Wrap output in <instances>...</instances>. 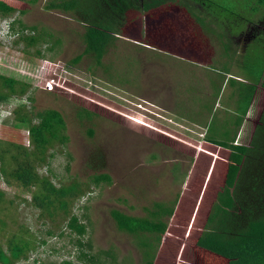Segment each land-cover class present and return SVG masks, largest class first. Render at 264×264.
I'll use <instances>...</instances> for the list:
<instances>
[{
    "label": "rangeland",
    "instance_id": "1",
    "mask_svg": "<svg viewBox=\"0 0 264 264\" xmlns=\"http://www.w3.org/2000/svg\"><path fill=\"white\" fill-rule=\"evenodd\" d=\"M50 1L24 0L25 15L0 17V30L14 19L27 28L22 31L16 24L17 32L11 39L0 35L1 75L25 83L41 58L59 67L52 91L44 90L41 81L48 76L43 75L38 77L41 81H30L23 95L16 93L7 102H0V167L7 174L14 171L17 162L13 156L20 153V159L28 156L24 159L33 165L37 179L45 178L55 188L77 182L81 193L67 200V212L59 210L55 202L40 208L33 194H49L41 183L24 189L15 179L0 173V249L8 255L10 240L28 241L27 258H19L14 264H144L139 245L142 238L153 245L156 264H191L187 247L175 240H155L156 235L120 232L110 212L148 217L155 204L170 207L178 196L190 198L186 185L193 176L208 170L206 163L195 166L198 156L204 157L197 145L204 132L194 134L187 120L176 117L168 98L176 94L180 97V90L186 94L190 85L194 86L195 95L189 94L191 104L177 111L195 116L198 110L193 108V98L199 108H204L201 102L212 104L211 81L220 75L209 70L228 72L257 86L252 118L257 119L264 111V88L257 76L264 72V7L253 13L255 0L244 5H234L231 0H217L208 6L201 0L188 3L203 24L170 1L148 15L130 12L101 65H97L90 56L72 64L84 50V24L71 13L45 9ZM33 27L34 31L28 29ZM31 36L40 41L28 46L22 38ZM27 59L33 64L31 71L26 68ZM18 87L19 83L15 85ZM1 91L7 89L0 82ZM229 92L228 86L222 89L220 104ZM237 93L238 89L230 95ZM233 101L237 108L245 105V100ZM18 107L34 113L59 112L65 122L67 143L52 145L41 161L28 140L27 126L15 121L13 111ZM85 107L93 108L91 117L80 115ZM36 121L33 119L34 124ZM252 127L247 121L242 144L248 145ZM17 146L25 148L26 154ZM104 174L110 177V184L95 186L93 177ZM211 175L215 177V169ZM72 215L85 225L84 236L77 237L66 228ZM181 215L196 224L197 216ZM163 221L169 226L176 222L168 218ZM82 252L86 258L78 260Z\"/></svg>",
    "mask_w": 264,
    "mask_h": 264
},
{
    "label": "trees",
    "instance_id": "2",
    "mask_svg": "<svg viewBox=\"0 0 264 264\" xmlns=\"http://www.w3.org/2000/svg\"><path fill=\"white\" fill-rule=\"evenodd\" d=\"M169 1L186 9L195 22L204 23L201 18L193 14V7L190 5L195 4L194 0H53L45 6V9L71 13L78 22L84 24L82 35L84 50L72 61V64H77L83 56H90L97 65H101L107 49L115 42L116 35H119L118 32L126 23L130 12L140 11L143 15H148L154 13L157 8L169 4ZM231 1L234 5H244L252 0ZM255 1L256 5L251 10L253 13L258 12L259 7H264V0ZM201 2L208 6V3L211 5L210 2L217 0H201ZM25 6L24 0H0V17L14 14L23 16L26 14ZM16 24L20 25L22 31L27 30L20 20L14 19L9 22L12 33L17 32ZM28 29L35 30L34 27ZM22 39L28 46L36 45L40 41L32 36ZM40 55L38 52V56ZM27 61L29 62H26V68L31 71L33 64L31 60L27 59ZM257 76L258 81L263 77L260 85L264 88V72ZM25 78L27 79L25 83H20L11 76L0 74L1 86L7 89V92H0V102H7L10 95L16 93L23 95L29 87L28 83L35 81L33 75H27ZM17 83L19 89L15 88ZM53 83L56 85V80ZM234 83H237V80L228 79L229 86H233ZM246 89L247 93L244 92L241 97V101L245 100L243 107L249 104L255 86L250 85ZM27 100L32 101L30 97ZM22 109L18 107L13 111L15 121L27 126L28 140L34 154L39 155L41 161H43L41 156L52 145L67 143L65 122L59 112L45 110L34 113ZM93 114L92 107H85L80 115L91 117ZM33 119L37 120L35 124ZM260 121V126L249 147L235 146L227 141L214 142V139L206 137L198 148L204 156L201 160L202 165L206 163L208 170L193 176L186 185L190 198L178 196L170 207L155 204L148 217H135L112 210L110 216L117 230L132 236L156 235L155 240L158 241L159 238L164 241L175 240L190 250L191 264H264V111L260 115ZM89 134L92 135V132ZM17 149L26 154L25 148L17 146ZM3 152L5 150H2ZM20 156V153L13 156L14 162H17L14 171L7 174L4 172L5 169L2 170L0 167V173L15 179L24 189L41 183L49 194H33L35 204L43 208L51 207L55 202L59 210L67 212L69 205L67 200L81 193V185L71 182L55 188L49 180L37 179L33 165L24 159L28 156L22 159ZM212 169L216 171L215 177L211 175ZM211 177L212 181H210ZM101 182L110 184V177L104 174L92 179L95 186ZM176 202L177 207H174ZM181 212L190 214L191 217L197 216L196 224L187 222ZM49 215H52V212H49ZM163 218L174 219L176 222L169 226ZM66 228L77 237L86 234L85 225L81 224L75 215L69 218ZM44 243L46 242H42ZM77 245L82 246L79 241ZM139 245L143 249L144 264H156V256L152 252L153 245L142 238ZM88 247L90 248V245ZM29 248L28 241L18 238L10 240L8 255L0 249V264H14L19 258L26 259V251ZM79 256L78 260L86 258L83 252ZM92 260L87 262L92 263ZM61 264L74 263L63 261Z\"/></svg>",
    "mask_w": 264,
    "mask_h": 264
},
{
    "label": "crops",
    "instance_id": "3",
    "mask_svg": "<svg viewBox=\"0 0 264 264\" xmlns=\"http://www.w3.org/2000/svg\"><path fill=\"white\" fill-rule=\"evenodd\" d=\"M146 44L152 47V45H150L149 43ZM152 48H153L152 51L156 50L154 49V47ZM165 54L167 53H163V55ZM200 64L201 63H199V65ZM209 71L220 75L219 78L217 75H215L213 77L214 80L211 81V84L214 88L213 99L212 101H210V103L212 104L206 103L202 105L201 102V106L202 107L204 106V108H199L198 106H196L195 104L196 101L193 98L191 100L193 102V108L198 110L195 116L187 115V114L184 115L181 112H178L177 109L182 108L184 110L188 105L191 104V102L189 101V94L194 96L195 93L193 91L194 86L190 85L191 89L189 88L186 94H184V92L180 90V97L176 94L175 98H168L171 100L172 103L170 107L172 108V110H174L176 117H179L180 120H187L189 122L188 124L192 126L191 130L193 131L194 134H199V132H204V134L202 135L203 140L206 137H210L214 139V142L227 141L229 144L235 146L242 145L249 147L254 139L256 130L261 123L260 121L261 114L258 116L257 119L252 118L254 112L252 106V100L255 95L256 88L252 95L251 100L249 101V104L246 107L242 106L237 108L235 105V101L233 100L236 98V101L242 103L241 97L242 95H244V90L246 89V87L250 86V84L246 83L243 80H239L238 77H235L228 72H224L221 70L218 71V69H214V68ZM228 79H235V80L237 79L238 81L237 83H240L242 86L238 87L237 84H234L233 86H229ZM260 81L259 83L261 84ZM226 86L230 87V92L234 90L236 91L238 89V93L236 96H233L232 94L230 95L229 92L228 98L225 99L224 104H220L222 95L224 94L222 93V89L224 87L226 88ZM178 92L179 91L177 90V93ZM210 99L211 98H208V100ZM227 116L229 117V119ZM247 121L249 122V124H252L253 127H252V134L250 135L249 138L250 139L249 143L248 145H244L240 141L243 139V137L244 138L246 137V133H244V129ZM202 141L197 142L198 144L196 142L195 143L199 145L201 144ZM238 142H240V144H238ZM200 159L203 160L204 157L198 156L195 166H197L199 161H201Z\"/></svg>",
    "mask_w": 264,
    "mask_h": 264
},
{
    "label": "built area",
    "instance_id": "4",
    "mask_svg": "<svg viewBox=\"0 0 264 264\" xmlns=\"http://www.w3.org/2000/svg\"><path fill=\"white\" fill-rule=\"evenodd\" d=\"M6 23V22H5ZM6 29V30H5ZM0 35L4 38V39H11L12 37H15L14 35L16 34H12V32L9 29V22L6 23V26H4L2 28V30H0ZM51 71V75L48 74V72ZM59 73V67L56 66L55 64H53V62L46 60L44 58H41L40 61L38 62L37 66L34 69V79H38L39 81H41L38 77H41L43 75L48 76L47 79L41 81L43 83L44 86V90L46 91H52L53 87H54V80L56 78V76H58ZM56 75V76H55ZM7 115H10V112L6 113ZM28 134V133H27Z\"/></svg>",
    "mask_w": 264,
    "mask_h": 264
},
{
    "label": "clouds",
    "instance_id": "5",
    "mask_svg": "<svg viewBox=\"0 0 264 264\" xmlns=\"http://www.w3.org/2000/svg\"><path fill=\"white\" fill-rule=\"evenodd\" d=\"M9 29H10V27H9ZM11 31V30H10ZM10 116V115H9ZM9 116H6V117H9Z\"/></svg>",
    "mask_w": 264,
    "mask_h": 264
}]
</instances>
